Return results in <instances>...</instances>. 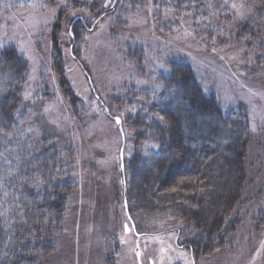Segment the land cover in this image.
Here are the masks:
<instances>
[{
  "label": "rangeland",
  "instance_id": "rangeland-1",
  "mask_svg": "<svg viewBox=\"0 0 264 264\" xmlns=\"http://www.w3.org/2000/svg\"><path fill=\"white\" fill-rule=\"evenodd\" d=\"M104 1L0 0V45L16 48L30 70L17 113H26L25 128L37 144L44 139L73 163L75 188L53 251L38 264H264V61L231 35L246 22L264 42V5L221 0L233 22L217 40L197 35L184 16L168 18L169 0L164 7L163 0ZM233 2L243 5L242 15ZM78 17L86 27L80 20L72 26ZM175 63L190 66L202 93L224 113L247 118L245 183L232 215L237 225L210 253L191 248L197 232L190 222L131 211L120 168L122 136L124 165L156 150L146 147L153 142L135 145L138 130L128 118L135 117L136 95L158 90V77Z\"/></svg>",
  "mask_w": 264,
  "mask_h": 264
},
{
  "label": "trees",
  "instance_id": "trees-1",
  "mask_svg": "<svg viewBox=\"0 0 264 264\" xmlns=\"http://www.w3.org/2000/svg\"><path fill=\"white\" fill-rule=\"evenodd\" d=\"M169 1L172 5L161 2L169 4L167 17L190 19L197 35L220 40L233 22L221 0ZM252 27L237 23L231 35L264 61L262 35ZM29 75L28 62L16 48H0V264H38L52 253L51 240L75 188L71 156L66 159L68 154L44 139L37 144L25 128L26 113H17ZM157 84L158 90L136 95L135 117L128 118L138 130L137 147L147 141L157 145L124 165L131 211L190 222L197 232L191 248L210 253L237 225L232 215L245 183L247 118L237 111L224 113L214 97L205 96L188 64H171Z\"/></svg>",
  "mask_w": 264,
  "mask_h": 264
},
{
  "label": "snow or ice",
  "instance_id": "snow-or-ice-1",
  "mask_svg": "<svg viewBox=\"0 0 264 264\" xmlns=\"http://www.w3.org/2000/svg\"><path fill=\"white\" fill-rule=\"evenodd\" d=\"M223 3H224L225 5H227V4H229V0H223ZM106 6H107V5H106ZM30 7H35V5H34V4H33V5H30ZM231 7H232L233 9H236L238 14L242 15V13L239 12L240 8L243 7L242 4H241V5H238V4H236L235 2H233V3H231ZM0 47H2V45H0ZM33 71H35V69H33ZM32 78L34 79V77H32ZM24 98H25V99L28 98V94H27V93L25 94V97H24ZM116 122H117V124L120 123L119 118L116 119ZM255 130H256V127H255V125H253V127H252V131L255 132ZM146 147H152V148H155V147H157V145H154V144H152V145H146Z\"/></svg>",
  "mask_w": 264,
  "mask_h": 264
},
{
  "label": "water",
  "instance_id": "water-1",
  "mask_svg": "<svg viewBox=\"0 0 264 264\" xmlns=\"http://www.w3.org/2000/svg\"><path fill=\"white\" fill-rule=\"evenodd\" d=\"M110 1L109 0H107L106 1V3H105V6L109 3ZM77 20V18H75L73 21H72V24L75 22ZM118 117H114V121H115V123L117 124V122H116V119H117ZM119 120H120V118H119ZM118 126H120L121 125V120H120V123L119 124H117ZM123 147H124V137L122 136V145H121V149H120V152H119V159H120V168H121V171L123 172V170H124V164H123ZM124 203H126L125 201H124ZM125 209L127 210V207H125ZM125 231L126 232H128L129 231V229H128V227H127V225H125ZM152 264V263H151Z\"/></svg>",
  "mask_w": 264,
  "mask_h": 264
},
{
  "label": "flooded vegetation",
  "instance_id": "flooded-vegetation-1",
  "mask_svg": "<svg viewBox=\"0 0 264 264\" xmlns=\"http://www.w3.org/2000/svg\"><path fill=\"white\" fill-rule=\"evenodd\" d=\"M106 1H107V0L104 1V6H105ZM109 3H110V2H109ZM109 3H108V4H109ZM108 4H107V5H108ZM79 20L81 21V25H83V27H86V24L84 23L83 19H81V17H80V18L78 17V19H77L73 24L77 23ZM73 24H72V26H73ZM134 233H135V231H134ZM135 234H136V233H135Z\"/></svg>",
  "mask_w": 264,
  "mask_h": 264
}]
</instances>
